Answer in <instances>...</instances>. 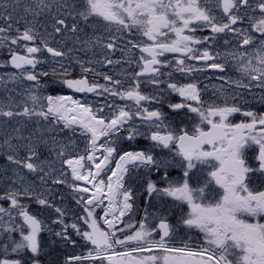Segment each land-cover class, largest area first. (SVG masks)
Segmentation results:
<instances>
[{"label":"snow or ice","instance_id":"obj_1","mask_svg":"<svg viewBox=\"0 0 264 264\" xmlns=\"http://www.w3.org/2000/svg\"><path fill=\"white\" fill-rule=\"evenodd\" d=\"M0 57V264H264V0H0Z\"/></svg>","mask_w":264,"mask_h":264},{"label":"flooded vegetation","instance_id":"obj_2","mask_svg":"<svg viewBox=\"0 0 264 264\" xmlns=\"http://www.w3.org/2000/svg\"><path fill=\"white\" fill-rule=\"evenodd\" d=\"M0 58H2V57H0ZM12 70L13 69H11L10 66L8 68L0 67V75H3V73L5 71H12ZM211 72H212V70H209V74H211ZM201 80H202L203 83L209 84V91H211V85H210L209 81L205 80L203 77H201ZM213 81L216 82V83H219V81L215 80V78H213ZM54 90L55 91H59V86L55 85V84L51 85L50 88H49V92H51L52 94H55ZM2 95H3V89H2V86H0V96H2ZM78 97L79 98H83V94H78ZM87 98L93 104L100 103L104 99V98H101V97H96L93 94H88ZM144 143H145V141L141 139L140 140V144L143 145ZM43 235H44L45 238H48V233L47 232L43 233ZM72 251L73 250L71 248L64 249V248H61L59 246V244H56V245H53V253L52 254H53L54 257L55 256H59V258L62 260L63 259V255H64L65 252H72Z\"/></svg>","mask_w":264,"mask_h":264},{"label":"rangeland","instance_id":"obj_3","mask_svg":"<svg viewBox=\"0 0 264 264\" xmlns=\"http://www.w3.org/2000/svg\"><path fill=\"white\" fill-rule=\"evenodd\" d=\"M0 164H3V160H0ZM64 194H65V203L69 206V207H73L74 208V202H72L71 197L69 195V190L64 189Z\"/></svg>","mask_w":264,"mask_h":264}]
</instances>
